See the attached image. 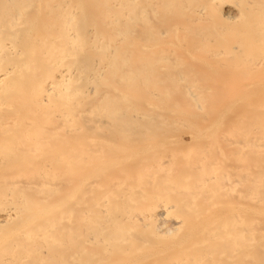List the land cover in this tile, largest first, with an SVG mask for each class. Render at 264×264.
I'll use <instances>...</instances> for the list:
<instances>
[{
	"label": "bare ground",
	"instance_id": "bare-ground-1",
	"mask_svg": "<svg viewBox=\"0 0 264 264\" xmlns=\"http://www.w3.org/2000/svg\"><path fill=\"white\" fill-rule=\"evenodd\" d=\"M0 264H264V0H0Z\"/></svg>",
	"mask_w": 264,
	"mask_h": 264
}]
</instances>
